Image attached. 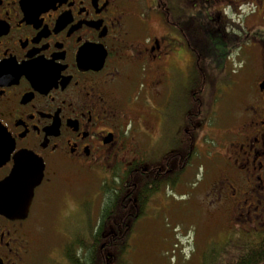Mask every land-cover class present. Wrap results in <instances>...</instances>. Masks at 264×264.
Wrapping results in <instances>:
<instances>
[{
    "label": "flooded vegetation",
    "instance_id": "af4514ba",
    "mask_svg": "<svg viewBox=\"0 0 264 264\" xmlns=\"http://www.w3.org/2000/svg\"><path fill=\"white\" fill-rule=\"evenodd\" d=\"M195 148L205 214L258 243L264 0H0V184L41 175L25 215L0 191V264L39 260L38 199L62 172L106 169L98 210L138 216L185 186Z\"/></svg>",
    "mask_w": 264,
    "mask_h": 264
},
{
    "label": "rangeland",
    "instance_id": "374dc122",
    "mask_svg": "<svg viewBox=\"0 0 264 264\" xmlns=\"http://www.w3.org/2000/svg\"><path fill=\"white\" fill-rule=\"evenodd\" d=\"M196 87L194 84L193 89ZM207 95L205 90L200 95L205 102ZM194 152L185 186L174 185L172 194L168 189V196H156L152 207L135 222L128 248L121 256L123 264H219L224 256L228 258L234 253L233 246L238 241H243L238 233L224 229L223 221L205 214L201 187L207 159L202 149L195 148ZM59 177L38 199L37 215L44 244L38 250L36 264H52L47 251L62 254L74 238L90 242L100 214L101 197H105L106 188L102 186L107 185L106 169H80L75 174L64 171Z\"/></svg>",
    "mask_w": 264,
    "mask_h": 264
},
{
    "label": "trees",
    "instance_id": "16d2710c",
    "mask_svg": "<svg viewBox=\"0 0 264 264\" xmlns=\"http://www.w3.org/2000/svg\"><path fill=\"white\" fill-rule=\"evenodd\" d=\"M106 184L102 186L106 188L105 193L108 192V183ZM109 206L100 210L95 232L91 233V241L80 240L75 252L72 248H67L65 254L71 264H123L121 256L128 248L135 222L144 215V211L141 208L138 216H124L114 214ZM233 248L234 253L228 255V258L224 256L219 264H264V237L256 244L248 243Z\"/></svg>",
    "mask_w": 264,
    "mask_h": 264
},
{
    "label": "water",
    "instance_id": "95a60500",
    "mask_svg": "<svg viewBox=\"0 0 264 264\" xmlns=\"http://www.w3.org/2000/svg\"><path fill=\"white\" fill-rule=\"evenodd\" d=\"M17 171L18 168L13 169L11 175L0 184V191L4 192L3 190L7 188L4 199L7 203L4 208L6 213L17 212L25 215L32 199L33 189L39 184L41 175L24 176L22 181L17 179ZM19 189H22L21 195L17 194Z\"/></svg>",
    "mask_w": 264,
    "mask_h": 264
}]
</instances>
